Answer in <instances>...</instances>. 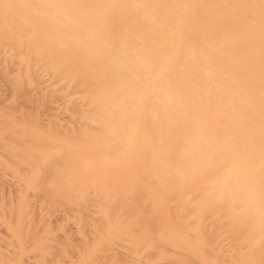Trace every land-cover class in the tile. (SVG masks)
Here are the masks:
<instances>
[{
    "label": "bare ground",
    "instance_id": "bare-ground-1",
    "mask_svg": "<svg viewBox=\"0 0 264 264\" xmlns=\"http://www.w3.org/2000/svg\"><path fill=\"white\" fill-rule=\"evenodd\" d=\"M0 264H264V0H0Z\"/></svg>",
    "mask_w": 264,
    "mask_h": 264
}]
</instances>
